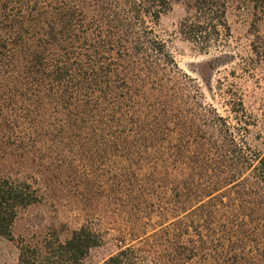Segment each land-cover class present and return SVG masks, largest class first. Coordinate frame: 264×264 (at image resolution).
Here are the masks:
<instances>
[{
  "label": "trees",
  "instance_id": "1",
  "mask_svg": "<svg viewBox=\"0 0 264 264\" xmlns=\"http://www.w3.org/2000/svg\"><path fill=\"white\" fill-rule=\"evenodd\" d=\"M171 2L0 0V238L15 239L21 212L54 180L37 177L41 157L59 166L65 142L94 139L108 161L102 189L125 216L167 219L146 237L158 264H264V157L217 114L202 136L181 115L179 69L147 26ZM229 2L264 14V0H194L183 34L200 39ZM101 240L87 225L21 239L19 264H82ZM137 260L124 247L106 264Z\"/></svg>",
  "mask_w": 264,
  "mask_h": 264
},
{
  "label": "rangeland",
  "instance_id": "2",
  "mask_svg": "<svg viewBox=\"0 0 264 264\" xmlns=\"http://www.w3.org/2000/svg\"><path fill=\"white\" fill-rule=\"evenodd\" d=\"M193 2L172 0L157 23L147 17V26L166 44L179 69L170 75L180 113L199 127L198 136L213 132L217 114L239 144L264 157V14L229 2L223 21L200 39L190 40L182 24L197 18L190 9ZM96 146L94 139L67 141L58 158L61 163L50 169L41 157L37 164L42 173L37 177L54 180L41 187L40 203L21 212L13 229L15 239L0 238V264H19L21 239H42L55 231L65 239L84 225L95 228L102 240L82 264H106L124 247L137 252V264H158L146 248V237L165 227L167 219L157 213L125 216L126 208L113 202L110 190L102 189L110 182L105 174L109 168L108 161L97 156ZM133 236L141 239L134 241Z\"/></svg>",
  "mask_w": 264,
  "mask_h": 264
}]
</instances>
